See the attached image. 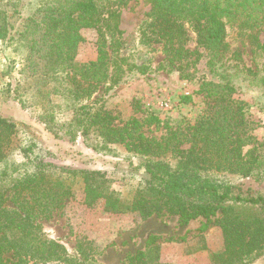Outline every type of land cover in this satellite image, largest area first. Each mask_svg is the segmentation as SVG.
Here are the masks:
<instances>
[{
  "label": "trees",
  "instance_id": "16d2710c",
  "mask_svg": "<svg viewBox=\"0 0 264 264\" xmlns=\"http://www.w3.org/2000/svg\"><path fill=\"white\" fill-rule=\"evenodd\" d=\"M108 1L39 3L18 30L25 49L21 72L30 82L24 83L23 90L29 89L36 101L45 100L38 120L55 138L65 128V135L71 138L80 135L88 141L95 136L106 147L123 144L140 159L136 168H142L146 178L135 187L115 191L109 172L69 169L45 160L46 154L33 136L25 141L17 139L19 130L27 132L28 128L0 116V264H86L93 253H99L92 241L79 240L77 256H70L58 243L41 238L38 221L50 219L66 202L75 199L76 180L82 185L83 204L92 207L103 201V212L108 214H137L142 221L168 214L185 225L220 212L217 225L224 247L210 254L211 263L253 264L264 252V196H246L228 181L211 176L221 172L259 179L264 174V145L252 134L248 104L234 97L233 85L203 82L196 91L181 96L184 105H193L194 96L201 97L200 112L182 128L168 129L161 139L143 133L145 126L163 123L156 115L130 117L123 125L114 126L107 111L100 109L90 114L86 106L80 105L74 107L71 121H55L51 108L60 107L50 100L51 96L66 97L75 104L88 99L96 86H114L122 77L114 59L119 50L116 43L97 44L94 61H74L83 42L80 31L99 25ZM151 2L155 20L161 23L157 40H163L173 59L181 60L188 54L173 49L174 40H181L179 21L197 23L200 40L213 59L225 47V22L250 30L264 24V0ZM127 71L145 74L140 66L130 65ZM253 78L264 90V71L261 77L255 72ZM7 202L11 206H5ZM153 252L156 258V248L150 254ZM146 256L139 254L135 263Z\"/></svg>",
  "mask_w": 264,
  "mask_h": 264
},
{
  "label": "rangeland",
  "instance_id": "374dc122",
  "mask_svg": "<svg viewBox=\"0 0 264 264\" xmlns=\"http://www.w3.org/2000/svg\"><path fill=\"white\" fill-rule=\"evenodd\" d=\"M41 1L45 0H0V32L3 35L0 39V116L28 128L27 132L20 129L17 139L25 141L33 136L44 150L45 160L69 169L107 171L111 188L118 192L135 187L146 174L142 168H136L140 159L123 144L106 147L101 140L96 141L95 136L88 141L80 135L71 138L65 135V128L55 138L38 120L45 100L37 98L36 101L29 89L23 90L24 83L30 82L21 72L25 49L18 39V30L23 20L35 13ZM160 24L153 15L151 0L106 2L99 25L80 31L83 42L77 48L74 61H94L97 44L116 43L119 50L114 59L122 77L114 86L109 83L96 86L88 99H80L75 104L69 98L51 96L50 100L60 107L51 108L55 121H71L74 107L80 105L86 106L90 114L100 109L107 111L114 126L123 125L130 117L143 119L156 115L163 123L158 127L145 126L143 133L149 138L161 139L168 129L182 128L200 112L201 97L194 96L193 105H184L181 96L196 91L203 82L230 83L235 89L234 97L248 104L252 134L264 145V90L253 78L255 72L258 77L263 76L264 24L250 30L225 22V47L213 59L200 40L197 23L179 21L181 40H174L173 49L188 53L181 56V60L173 59L163 40H157ZM165 26L170 28L168 24ZM130 65L143 67L145 74L127 71ZM211 176L228 181L246 196H264V174L259 179L221 172L211 173ZM81 187V182L76 180L73 185L75 199L66 202L50 219L38 223L41 238L58 243L70 256H77V241H92L99 253H93L86 264H136L135 257L139 254L147 256L138 264H212L210 254L223 250V235L217 225L220 212L208 218H196L185 225L168 214L142 221L137 214L103 212V201L87 207L82 202ZM5 206H11L10 202ZM154 248L156 258L152 257L154 252L150 254ZM253 264H264V252Z\"/></svg>",
  "mask_w": 264,
  "mask_h": 264
}]
</instances>
